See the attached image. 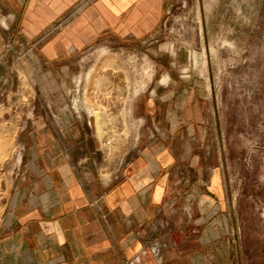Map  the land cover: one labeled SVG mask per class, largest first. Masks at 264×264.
Returning <instances> with one entry per match:
<instances>
[{
	"label": "crops",
	"instance_id": "0c3cea01",
	"mask_svg": "<svg viewBox=\"0 0 264 264\" xmlns=\"http://www.w3.org/2000/svg\"><path fill=\"white\" fill-rule=\"evenodd\" d=\"M169 8L170 0H0V109L20 71L10 43L28 52L22 69L41 94L28 104L20 154L3 164L19 173L0 192V264L245 263L225 216L223 162L206 142L208 99L178 54L152 43ZM147 44L153 78L131 105L135 145L108 153L92 117L74 114L59 93L82 55Z\"/></svg>",
	"mask_w": 264,
	"mask_h": 264
},
{
	"label": "rangeland",
	"instance_id": "374dc122",
	"mask_svg": "<svg viewBox=\"0 0 264 264\" xmlns=\"http://www.w3.org/2000/svg\"><path fill=\"white\" fill-rule=\"evenodd\" d=\"M152 43L178 54L183 76L208 99L206 142L210 157L223 162L228 225L244 264H264V0H170ZM149 45L103 46L82 55L76 74L59 93L70 107L78 102L82 117L92 116L108 153L135 145L140 128L131 105L153 78L154 60L145 52ZM25 61H17L15 92L0 109L2 194L19 173L3 164L20 154L28 104L41 97L23 72Z\"/></svg>",
	"mask_w": 264,
	"mask_h": 264
},
{
	"label": "built area",
	"instance_id": "2783aa9c",
	"mask_svg": "<svg viewBox=\"0 0 264 264\" xmlns=\"http://www.w3.org/2000/svg\"><path fill=\"white\" fill-rule=\"evenodd\" d=\"M8 52H10L14 57H15V59L17 60V61H20L22 58H25L26 57V55H27V53L28 52H15V45L13 44V43H10L9 45H8ZM76 92L77 93H79V90H76ZM72 103V107H70L69 106V104H67V108H69L71 111H73V113L74 114H76V115H78V116H80L81 117V113H80V111L78 110L79 108V104H77L78 102H71ZM77 108V109H76ZM90 117H92V116H89L88 118H90ZM136 122V121H135ZM137 123V122H136ZM86 124H87V127H88V129L89 130H91L92 129V125H91V121H87L86 122ZM139 124V126H140V123H138ZM110 143L109 142H107V145H109Z\"/></svg>",
	"mask_w": 264,
	"mask_h": 264
},
{
	"label": "bare ground",
	"instance_id": "6f19581e",
	"mask_svg": "<svg viewBox=\"0 0 264 264\" xmlns=\"http://www.w3.org/2000/svg\"><path fill=\"white\" fill-rule=\"evenodd\" d=\"M99 135V134H98Z\"/></svg>",
	"mask_w": 264,
	"mask_h": 264
}]
</instances>
